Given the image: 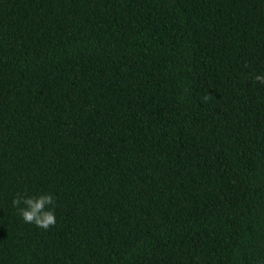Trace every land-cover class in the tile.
Instances as JSON below:
<instances>
[{
	"label": "trees",
	"instance_id": "16d2710c",
	"mask_svg": "<svg viewBox=\"0 0 264 264\" xmlns=\"http://www.w3.org/2000/svg\"><path fill=\"white\" fill-rule=\"evenodd\" d=\"M254 75L264 0H0V264H264Z\"/></svg>",
	"mask_w": 264,
	"mask_h": 264
},
{
	"label": "clouds",
	"instance_id": "9594fccd",
	"mask_svg": "<svg viewBox=\"0 0 264 264\" xmlns=\"http://www.w3.org/2000/svg\"><path fill=\"white\" fill-rule=\"evenodd\" d=\"M253 79L264 84V75H254ZM11 203L18 210L25 223L34 224L43 230H48L56 223L55 197L51 193L40 196H22L17 194Z\"/></svg>",
	"mask_w": 264,
	"mask_h": 264
}]
</instances>
